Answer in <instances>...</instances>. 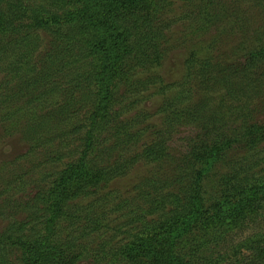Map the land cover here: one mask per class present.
Segmentation results:
<instances>
[{"label": "rangeland", "instance_id": "rangeland-1", "mask_svg": "<svg viewBox=\"0 0 264 264\" xmlns=\"http://www.w3.org/2000/svg\"><path fill=\"white\" fill-rule=\"evenodd\" d=\"M186 1L171 0L173 5L169 9L172 10L166 11L161 20L162 23L168 22L160 45L164 49L161 63L151 70L133 71L128 79L120 72L116 82L112 83V120H102L101 132H93L91 138L95 150L93 153L91 149L85 159L88 166H99V169L90 168L92 184L82 189L83 185L78 181L65 190L55 189L54 184H66V180L60 179L61 172L72 163L84 162L87 124L96 118L98 98L95 99V86H75L79 80L77 68L80 61H70L72 55L66 59L64 71H57L49 83L38 80L31 85L45 62L55 60L52 53L60 52L62 48L50 53L48 42L55 37L53 32L30 25L32 10L45 5L43 0H0V10L9 21L15 25L24 23L16 32L0 33V93L17 90L27 82L30 87L25 91L26 99L40 98L41 108L53 112L57 111L58 103L67 101L68 108L73 111L63 120L51 118L48 123L51 129L43 131L48 133L47 138L28 129L24 132L26 126L9 133L0 122V235L20 220L30 221L31 228L36 222L40 228L30 230V236L45 238L49 233L34 215L40 214L39 208L44 205L67 196L69 215L80 213L83 207L81 213L87 214L90 210L92 216L101 217L98 230L90 228L88 221L85 225L77 222L73 226L71 219H64L60 232L58 227L54 236L50 235L54 244L60 238L66 246L79 238L73 240L77 247L66 250L68 256L75 255L65 258L67 264L70 259H73L72 264H123L115 261L112 254L131 239L130 233L125 231H133L138 226L134 219L141 211L139 208L130 209L132 206L128 205H148V200H133L141 191V183L158 178L161 192L167 193L169 188L164 187L162 180L165 176L171 179L167 182L174 183L176 190L173 192L181 187L189 195H195L197 200L201 199L204 205H212L227 190L232 192L231 187L228 189L229 183L236 179L240 182L245 176V172L239 169L245 168L251 182L254 176L261 180L264 175V135L259 136V132L264 133V63L246 78L241 73L238 78L233 74L232 81L236 86L226 84L224 77L247 54L255 51L257 45L261 43L264 47V8L261 15L259 9L250 7L253 3L250 0L242 3L240 0H214V3L226 1L231 6L230 9L217 10L216 15L202 10L203 1ZM240 13L250 15L249 21L239 22L244 27L235 26L232 20ZM190 59L196 61L191 67ZM209 59L207 64L205 61ZM57 63L55 61L54 66ZM132 80L147 82L149 87ZM56 84L58 90L60 86L59 91L54 86ZM189 112L196 113L188 120L194 124L180 128L177 133L173 131L164 144L165 152L169 154L165 160H169L161 164L142 156L143 149L164 132V124L173 121L174 118L168 115ZM127 119L136 127L141 139L136 148L129 147L124 151V157L117 160L118 149H113L110 156V146L115 139L113 133L120 120ZM206 132L219 135V148L224 143L216 154L212 172L203 175L202 165L196 164L189 168L187 177L183 174L182 179L176 174V161L180 164L183 154L195 144L192 139L198 140L199 136L205 139ZM154 150L158 153L160 145H152L150 152ZM191 185L194 186L189 189ZM76 191L82 195L76 196ZM155 216L145 214L148 219ZM260 224H264L263 219ZM259 229L254 224L249 225L232 240L242 241ZM16 243L21 255L24 246L20 241Z\"/></svg>", "mask_w": 264, "mask_h": 264}, {"label": "trees", "instance_id": "trees-1", "mask_svg": "<svg viewBox=\"0 0 264 264\" xmlns=\"http://www.w3.org/2000/svg\"><path fill=\"white\" fill-rule=\"evenodd\" d=\"M43 1L45 5L32 10L30 25L53 32L55 37L48 42L50 53L59 48L62 49L60 52L52 53L55 60L45 62V66H42L38 72L39 76L37 74L31 85L40 80L49 83L57 71H64L67 65L66 59L72 55L70 61L72 59L74 62L80 61V67L77 68L79 80L76 81L75 86H82L81 88L95 86V99L98 98L96 99L98 100L97 111L94 114L96 118L87 124L88 138H85V150L82 155L84 162L81 160L79 163H72L69 168L61 172L60 179L66 180V184L59 182L54 184L55 189L64 188L66 190L67 186L79 181L83 185L81 188L86 189L89 183L92 184L89 180L92 177L90 168L99 169L98 165L88 166L85 162L91 149L93 153L95 150L91 135L94 131L101 132L102 120H112L113 117L111 113L113 108L112 83L116 82L120 72L128 79L133 71L151 70L161 63L164 58V49L160 45L164 29L168 27V22L162 23L161 20L166 11L172 10L169 6L173 3L170 2L171 0ZM200 1L204 2L202 10H208V14L214 12L218 15L217 10L231 7L226 1L216 3L214 0ZM242 1L245 0H240V3ZM249 2H253L250 7H255V10L259 9V13L263 12L264 0H250ZM249 17L245 13H240L232 17V20L235 26L244 27L239 22L249 21ZM23 24L15 25L0 10V33L16 32L23 27ZM200 28L205 29V27ZM190 60L188 61L189 67L196 63L194 59ZM55 61L58 63L54 66ZM205 62L210 63V59ZM263 63L264 47L260 43L255 51H251L237 64L235 69L229 70L230 74H225L224 82L229 86H236L232 81L233 74L238 78L241 73L246 78ZM26 83L24 86L20 85L17 90H5L6 92L0 93L1 126L9 133L26 126L23 128L24 132L28 129L32 133L47 138L48 133L44 134L43 131L48 132L51 129V124H48L52 121L51 118L63 120L66 119L65 115H71L73 111L68 108L69 102L67 101L58 103L57 111L54 112L42 109L40 98L36 99L32 96L31 99H26L25 91L30 87V84ZM134 83L149 87L147 82L141 80ZM54 86L58 90L57 84ZM168 116L174 118L173 121L164 124L165 129L160 137L156 138L153 144H148L142 151L144 158L161 164L170 159L165 160L169 155L165 152L164 146L168 136L173 131L177 133L180 128L193 125L194 123L190 124L188 120L193 119L196 113L195 115L194 112L174 113ZM113 134H115V139L110 146V156L113 149H118L117 160L124 157V151L129 147L136 148L141 139L140 134L136 133V127L131 125L128 119L120 120ZM261 134L264 135L259 132V136ZM218 137L216 133L206 132L205 139L201 136L198 140L192 139L195 144H192L191 149L183 154L180 164L176 161L175 168H178L176 174L184 179L183 174L187 177L190 172L189 168L196 164L202 165L203 175L212 172L216 154L224 147L223 143L219 148ZM152 145H160V151L150 152ZM134 158L137 159L138 155ZM127 162L130 161L127 160ZM239 163L241 165V161ZM239 170L245 172V176L240 182L236 179L235 182L229 183L228 189L231 187L232 192L227 190L212 205H204L201 199L197 200L195 195H189L181 187L173 192L176 190L174 183L167 182L171 179L165 176L162 180L164 187L169 188L167 193L161 192L162 188L158 178L141 183L139 186L141 191L133 200H148L146 202L148 205H128L132 206L130 209L139 208L141 211L134 219L138 226L134 227L133 231H125L130 233L131 239L113 251L112 257L123 264H264V224H260L261 219L264 221V216H261L264 212V175L260 181L254 176L251 182V176L246 173L245 168ZM199 178L198 176L197 181ZM192 186L194 185L188 186L189 189ZM75 195L79 197L82 194L76 191ZM66 198L64 196V198L44 205L39 208L40 214L34 215L39 225L42 227L44 224L49 233L45 238L39 236L34 239L30 236V230L34 228L33 231H36L40 228L36 222L32 228L29 226L30 221L17 220L15 225H10L0 235V264H67L65 258L75 255L68 256L66 250L77 247L78 244L73 240L79 238L73 239L66 246L60 238L54 244L50 235L54 236L58 227L60 232L64 219H71L73 226H76L77 222L85 225L88 221L90 228L98 230L101 228L99 225L101 217L100 215L98 218L92 216L90 210H87V214L81 213L83 207L80 213L73 212L69 215L67 211L69 199ZM144 213L156 214V216L148 219ZM252 224L258 226L259 231L243 238L242 241L232 240L233 236L239 235L241 230ZM81 234L84 235L83 229ZM16 241H20L24 246L21 255L18 253L21 250ZM72 260L70 259L69 264L73 263Z\"/></svg>", "mask_w": 264, "mask_h": 264}]
</instances>
